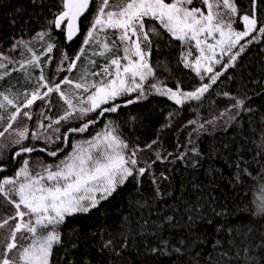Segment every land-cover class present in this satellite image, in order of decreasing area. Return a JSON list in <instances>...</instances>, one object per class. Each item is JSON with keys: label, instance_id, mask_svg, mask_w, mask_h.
<instances>
[{"label": "snow or ice", "instance_id": "obj_1", "mask_svg": "<svg viewBox=\"0 0 264 264\" xmlns=\"http://www.w3.org/2000/svg\"><path fill=\"white\" fill-rule=\"evenodd\" d=\"M93 4L82 46L69 56L60 50L57 33L73 42ZM29 31L34 34L26 38ZM173 40L182 45L179 62L207 83L185 91L179 81L169 87L157 76L160 70L170 77L171 70L159 59L153 62V51L160 52L161 43L167 47ZM262 40L264 0H0V81L13 72L22 73L29 83L34 80L32 89L23 92L13 91L10 83L0 86V140L7 141L0 143V158L11 146L16 149L12 159L19 163L10 176L0 165V210L11 208L10 214H0V264H264V188L258 189L247 212L217 195L225 183L235 189L264 170V116L251 140L255 151L249 159L243 152L251 150L239 145L235 152L229 143L210 140L207 147L201 146L202 135L215 136L206 125L224 120L222 130L227 132L239 125L241 111H254L247 92L240 96L224 91L222 95L234 101L228 108L211 120L190 119L173 129L186 104L202 102L210 90L220 95L213 85L237 67L249 45ZM35 41L42 44L41 54L33 47ZM54 50L60 53L57 71L76 70L86 51L87 67L75 80L68 75L59 82L49 78L44 65L52 63ZM16 52L18 56L12 55ZM225 54L228 60L223 62ZM93 57L104 62L98 65ZM36 70L39 74L34 76ZM252 83L257 88L254 95L264 94V78ZM53 93L65 105L55 119L48 115ZM149 96L164 97L180 107L167 113L155 139L143 148L130 147L108 115ZM34 117L30 129L27 122ZM102 118L107 122L100 131L77 140L60 157L71 134L88 132ZM143 119L129 115L128 122ZM74 120L81 121L80 126L69 127L63 133L64 146L57 147L62 122ZM189 125L194 127L176 153L164 150L160 133ZM35 141L44 146L38 148ZM146 149L153 150L154 159L140 155ZM37 151L55 162L32 157ZM175 161L188 175L177 188L162 191L160 185L167 182L170 187L175 178L165 172L157 176L153 165ZM146 174L155 192L151 200L141 192ZM125 187L129 211L115 230L71 226L73 218L100 211ZM208 228L213 229L211 238ZM133 238L149 240L143 260L128 259Z\"/></svg>", "mask_w": 264, "mask_h": 264}, {"label": "trees", "instance_id": "obj_2", "mask_svg": "<svg viewBox=\"0 0 264 264\" xmlns=\"http://www.w3.org/2000/svg\"><path fill=\"white\" fill-rule=\"evenodd\" d=\"M5 3H8L9 0H4ZM95 10V5L93 4L89 14L86 15L87 19L82 25V30L80 36L71 44H67L64 39V36L57 33V38L59 41V48L61 51H65L69 56H74L77 54L78 50L82 46L83 33L87 31V20L91 19L90 13ZM240 26L239 22L237 23ZM34 33L29 31L26 38L31 37ZM243 43V41H242ZM33 47L37 50L38 54H41L44 49L41 42L35 41ZM161 51H153L152 60L155 63L158 59L167 64L168 68L171 70V76L169 77L168 73L161 72L157 70V76L165 80L169 87H174L176 81H179L181 87L185 91H191L200 83H207V79L200 81L199 77L188 68L183 67V64L179 62V56L182 50V45L178 41H172L171 44L167 47L163 43L160 45ZM14 56H18V52L12 53ZM52 57V63L44 65V70L46 76L49 78L55 77L56 81L59 82L65 75H68L69 78L77 79L80 75V72L83 68L87 67V57L89 53L86 51L85 56L81 58V61L77 63V69L73 70L71 73H66L64 71H57V67L60 61V53L56 50L50 54ZM46 57L42 56V60ZM96 59L97 64H102L103 58L93 57ZM11 68V66H9ZM67 67V62L63 65ZM217 71L222 70L221 66H215ZM39 70H36L33 75H38ZM230 77V78H229ZM264 78V40L259 43H253L247 47L245 52H243L237 60L236 68H229L223 76L220 77V80L217 81L216 85H213V89L216 92L221 93L220 95L215 94L212 90L209 93L205 94V97L202 102L192 101L189 104L185 105V109L182 113L176 117V121L173 125V129L176 128L179 124H186L190 119L199 118L200 122L213 119L217 116L222 110L228 108L234 101L230 100L228 97L222 95L224 91L230 92L233 95L242 96L247 92L249 99L247 103L253 108L252 113H246L241 111L240 115L237 117L239 121L238 126H233L228 129L227 132L223 131L224 120L217 121L214 125H206L209 132H214L215 136H208L204 134L201 136L202 148L207 147L209 141L211 140L214 143H229L231 150L235 152L237 146L239 145L242 149H248L251 151H244L243 154L245 159H249L250 156L254 153V145L251 140L254 137V134L259 133L258 122L261 116H264V94L254 95L257 91L256 86L252 83L253 80H260ZM14 85L13 91L23 92L25 90H31L34 86V80L29 83L24 79L22 73L13 72L11 76L6 78L5 81H0V86H6L7 84ZM147 87V85H146ZM62 88L67 90L68 85H62ZM135 95V94H133ZM52 107L51 111L48 112V115L52 116L53 119L58 118L64 112V102L60 100L57 94H51ZM40 102L38 101L37 104ZM180 106L174 104V102L168 101L164 97L160 96H149L147 101L131 105L128 108L122 109L117 114H109L108 119H111L118 123L119 130L129 144L130 147L138 144L141 148L151 140L155 139L158 134V129L160 125L165 122L167 113L175 111ZM33 111H37L36 106H33ZM235 112V110H232ZM94 115V114H93ZM129 115H139L144 118L141 122H128ZM34 121H28V126L30 129L34 126ZM107 121L103 118L96 125L90 126L89 131L85 133H75L69 136V144L65 147L64 152L60 153V157L67 155L72 150V144L77 140L81 139H90L93 134L97 131H100L104 124ZM47 123V122H46ZM81 121L74 120L70 123L62 122L60 126V136L61 142L57 144V147H62L63 145V133L69 127H79ZM15 127V125H14ZM194 126L189 125L186 128H183L181 131H169L165 130V133H160L161 140L163 143L164 150L169 152L176 153L177 145H183L186 142V136L189 131L192 130ZM195 136V134H193ZM245 137L249 139L245 141ZM5 140H0V143H6ZM257 142H259L257 140ZM37 147H43L42 141H35ZM154 149L157 148L156 145L153 146ZM182 151L183 148H180ZM16 149L9 146L7 149L3 150L2 158H0V165H5L7 168V175H12L15 169L19 166L18 159L14 161L12 159V153ZM32 157H42L43 161L46 163L55 162L56 158H52L46 155L43 152H34L31 154ZM145 160L154 159L153 150L146 149L140 154ZM259 168V165L255 166ZM156 175L158 176L160 172H165L166 174L174 177L171 186L169 187L168 183L165 182L161 184V190H171L175 189L179 185V181L188 175L184 171L183 166L180 161H175L173 164L168 163H157L153 165ZM203 169H201V172ZM228 169L225 168V172ZM264 177V170H261L257 173H254L252 177H249L245 180L242 186H239L235 189L230 188L226 183L221 186V190L217 193L218 196H223L224 201H228L237 205L240 209L247 212L249 207L254 206L255 198L259 196L258 189L264 188V180L261 179ZM203 179V177H202ZM128 187H125L121 190L120 195L115 196L110 201H107L102 204L100 211H94L87 216H78L73 218L71 221V226H80L84 230H97L100 228L112 229L115 230L118 225L121 224L122 215L126 214L129 209L126 203V194L128 193ZM142 196L146 199L151 200L154 195V188L151 183V178L146 174L143 178L142 184ZM251 202V203H250ZM11 212L10 206L7 208H2L0 214ZM3 231V230H0ZM208 233L210 238L213 234V229L208 228ZM211 242V239L209 243ZM149 240L133 238L132 246L128 249V259L132 261H140L144 259L143 251L144 247L147 246Z\"/></svg>", "mask_w": 264, "mask_h": 264}, {"label": "rangeland", "instance_id": "obj_3", "mask_svg": "<svg viewBox=\"0 0 264 264\" xmlns=\"http://www.w3.org/2000/svg\"><path fill=\"white\" fill-rule=\"evenodd\" d=\"M236 27H237L238 29L240 28V26H238V24H236ZM209 42L211 43L212 41L209 40ZM194 55H198V53H197V52H194ZM221 59H222L223 62H226V61L228 60V55L225 54ZM216 66H220V65H216Z\"/></svg>", "mask_w": 264, "mask_h": 264}, {"label": "water", "instance_id": "obj_4", "mask_svg": "<svg viewBox=\"0 0 264 264\" xmlns=\"http://www.w3.org/2000/svg\"><path fill=\"white\" fill-rule=\"evenodd\" d=\"M91 7H92V5H90V9H91ZM90 9H89V11H90ZM86 15H87V14H86ZM82 19H83V18H82ZM79 36H80V35H78V36L74 39V41H75ZM74 41H73V42H74ZM73 42H70V43L67 42V44H71V43H73Z\"/></svg>", "mask_w": 264, "mask_h": 264}]
</instances>
